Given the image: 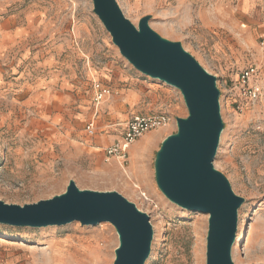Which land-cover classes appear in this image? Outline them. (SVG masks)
<instances>
[{"label":"rangeland","instance_id":"obj_1","mask_svg":"<svg viewBox=\"0 0 264 264\" xmlns=\"http://www.w3.org/2000/svg\"><path fill=\"white\" fill-rule=\"evenodd\" d=\"M240 0H118L138 27L180 42L217 77L224 128L214 166L245 201L238 211L235 264H264V95L244 111L231 91L240 71L262 62L256 27ZM92 0H0V200L24 206L82 190L117 191L150 216L146 264H206L209 215L171 202L155 178V158L177 125L154 129L132 147L125 168L106 160L134 114L186 117L181 92L136 70L93 11ZM112 89L100 105L96 137L93 81ZM119 123L118 131L108 130ZM119 236L109 222L15 227L0 224V264H113Z\"/></svg>","mask_w":264,"mask_h":264},{"label":"water","instance_id":"obj_2","mask_svg":"<svg viewBox=\"0 0 264 264\" xmlns=\"http://www.w3.org/2000/svg\"><path fill=\"white\" fill-rule=\"evenodd\" d=\"M93 11L121 55L142 74L178 89L188 109L176 117L177 132L167 136L155 158L160 191L179 207L209 215L206 264H235L238 211L245 199L214 166L224 123L217 77L209 73L180 42L163 38L149 25L138 27L118 0H92ZM111 223L119 236L113 264H146L153 226L150 216L117 191L82 190L70 180L64 193L36 203L7 204L0 200V224L15 227Z\"/></svg>","mask_w":264,"mask_h":264},{"label":"built area","instance_id":"obj_3","mask_svg":"<svg viewBox=\"0 0 264 264\" xmlns=\"http://www.w3.org/2000/svg\"><path fill=\"white\" fill-rule=\"evenodd\" d=\"M259 46L264 56V36L260 38ZM262 66L254 62L243 68L231 88L235 92V107L239 111H244L261 100L264 95V83L262 78ZM94 90V113L86 122L85 130L89 136L96 134L97 118L100 115V105L112 96V89L109 85L100 81H93ZM172 124L176 125V118H172L166 113L135 114L124 125L121 138L114 141L105 148L106 160L116 158L120 166L125 168L128 162L129 150L133 143L140 139L147 132L165 128ZM121 124H116V126Z\"/></svg>","mask_w":264,"mask_h":264},{"label":"crops","instance_id":"obj_4","mask_svg":"<svg viewBox=\"0 0 264 264\" xmlns=\"http://www.w3.org/2000/svg\"><path fill=\"white\" fill-rule=\"evenodd\" d=\"M238 7H239V10L243 12V14L246 18V24L249 26L256 27V31H257L258 35L260 36V38L262 36H264V0H240ZM260 64L262 66L261 71H262V78H263V83H264V56L262 57V62H260ZM100 118H101V111H100L99 117L97 118L96 134L94 136H90L92 138L97 136V133H98V130L100 127V125H99ZM116 124H119V123H109L107 125L108 130L109 131L112 130L114 132H117L119 125L116 126ZM123 130H124V127H122V132H123ZM122 132L120 133V138H121ZM120 138H117L114 141H116ZM140 142H141V140L138 139L135 143L132 144V147H135ZM112 143L107 144L106 147H108ZM129 152H130V150H129Z\"/></svg>","mask_w":264,"mask_h":264}]
</instances>
